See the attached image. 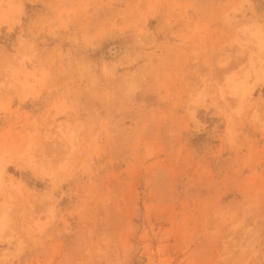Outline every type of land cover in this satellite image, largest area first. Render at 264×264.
<instances>
[{
  "label": "rangeland",
  "instance_id": "rangeland-1",
  "mask_svg": "<svg viewBox=\"0 0 264 264\" xmlns=\"http://www.w3.org/2000/svg\"><path fill=\"white\" fill-rule=\"evenodd\" d=\"M261 38L264 0H0V264H264Z\"/></svg>",
  "mask_w": 264,
  "mask_h": 264
},
{
  "label": "bare ground",
  "instance_id": "bare-ground-1",
  "mask_svg": "<svg viewBox=\"0 0 264 264\" xmlns=\"http://www.w3.org/2000/svg\"><path fill=\"white\" fill-rule=\"evenodd\" d=\"M261 42H264V38L260 39ZM264 48V47H263ZM263 62H264V58H263ZM228 87V86H227ZM230 88V87H229Z\"/></svg>",
  "mask_w": 264,
  "mask_h": 264
}]
</instances>
